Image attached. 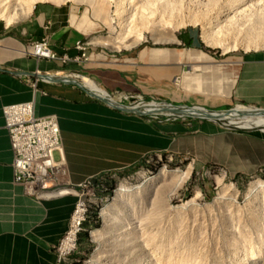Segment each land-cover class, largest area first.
<instances>
[{"label": "crops", "instance_id": "crops-1", "mask_svg": "<svg viewBox=\"0 0 264 264\" xmlns=\"http://www.w3.org/2000/svg\"><path fill=\"white\" fill-rule=\"evenodd\" d=\"M67 2L38 0L25 19L8 26L0 21V264H56L54 247L67 229L77 200L74 194L35 200L14 184L3 106L32 101L34 116L57 118L61 152L55 158H63L73 186L133 167L152 152L187 153L198 163L221 166L230 175H251L264 165L263 132L229 131L207 120L190 124L127 114L88 96L74 84L49 79L89 78L122 104L125 97L142 94L126 70L104 64L105 53L94 45L89 47L87 62L73 60L75 42L86 39L98 24L91 30L79 28L76 21L85 12L77 16V9ZM41 38L67 61L26 54L25 47ZM143 54L140 58L157 62L151 60L150 52ZM183 57L188 61L181 55L158 62L178 64ZM152 73L164 75L163 69ZM231 78L235 80L234 102L264 108V49L246 51Z\"/></svg>", "mask_w": 264, "mask_h": 264}, {"label": "bare ground", "instance_id": "bare-ground-1", "mask_svg": "<svg viewBox=\"0 0 264 264\" xmlns=\"http://www.w3.org/2000/svg\"><path fill=\"white\" fill-rule=\"evenodd\" d=\"M36 1L38 0H0V20L3 21L5 26H8L13 22L28 17ZM105 1L113 4L114 17L110 21L116 22L117 33L108 42L98 39H95V42L108 45L117 50L135 46L143 39L142 33L144 32H149L151 35L165 32L166 38L160 34L158 35L165 38L161 39V43L163 40L164 42H175V32L188 25L199 26L201 39L204 44L208 47L219 48L223 52L239 48L245 50H249V48L255 49L260 45L264 48V0ZM71 22H75L74 17ZM77 25L79 28L84 25L91 27L86 17ZM155 40H160V38ZM150 55L151 60H156L157 62L158 60H169L174 56L181 55L199 62L209 61L206 60L209 58L207 54L201 51L188 50L186 53H175L170 49L156 48L150 51ZM196 72H199V74H196ZM201 74V69L193 66L190 74L186 73L183 75L182 87L185 90L204 95L214 94L221 97H229L231 95L234 79L229 84L212 87L208 90L200 85V82H202ZM84 86L91 90L97 91L98 89L89 80L84 82ZM153 104H149L144 109L148 111L161 109L160 105ZM166 109L170 110L169 108ZM171 110H173L171 112L181 116H191L205 120H216L219 116L220 118H226L231 125L241 124L240 127L242 128L264 126V111L246 108L245 106H237L232 110L221 112L219 115L205 113L201 107H179ZM190 168L191 166L185 170L161 168L153 175L137 174L133 178V184L130 181L121 183L115 190L113 203L103 211L104 223L102 228L91 233L92 240L98 244L93 254L94 258H98L97 253L99 250L101 251V248L107 246L118 250V258H120L119 254H121L122 258H125L126 255L125 257L123 255L127 251V243L134 241L133 239L136 241L138 239L136 250L141 251L131 253L133 258L129 264H184L182 257H178L177 253L173 255L171 249L164 251V253L162 250V254L159 253L157 251L159 246L156 241L160 242L161 237H153H158L160 233L163 234L164 230H166V225H161L160 219L168 221L178 218L184 220L188 216L198 215L199 212L205 209L211 211L208 213L211 219L215 218V220H212L214 224L211 223L212 228H210L211 224L208 223L210 231L205 234L212 241L216 239L221 243L228 242L227 246L222 248V253L220 254L222 258L221 264H264V179H252L246 190L240 191L233 182L225 183L226 174L221 171L219 176L215 178L217 196L212 203L202 206L194 199H190L179 206L173 207L171 203L176 193L188 180ZM136 208L139 212L141 208H147L146 210L151 212L149 223L142 220L141 216H137L139 212ZM234 211L240 216L242 225L227 221L228 217L234 216ZM217 220L221 221L222 224L219 223L220 225H217ZM162 227L163 229L161 230ZM132 231L134 234H138L137 239L135 235L133 236ZM233 236L235 238L238 237V245H235L237 242ZM220 237H223V239H219ZM215 242L218 244L217 241ZM247 249L251 256L248 258L243 257V260L241 259L238 262L239 256L245 255ZM122 253L124 254L122 255ZM144 253L150 255V258L147 255L149 259H136L138 256L146 257ZM236 255L238 257L237 260L235 259ZM114 257L116 258L117 256ZM94 258L88 264H98ZM150 259L151 261H149ZM185 263L198 264L195 258L187 259Z\"/></svg>", "mask_w": 264, "mask_h": 264}, {"label": "rangeland", "instance_id": "rangeland-1", "mask_svg": "<svg viewBox=\"0 0 264 264\" xmlns=\"http://www.w3.org/2000/svg\"><path fill=\"white\" fill-rule=\"evenodd\" d=\"M69 1L70 2H67L66 5L75 7L77 9V16H81L85 12L81 19L76 21L80 23L83 21L84 17L87 18L88 23L89 25H91V27L84 25L83 27L85 29L83 30H91L94 27V24H98V27L93 30L86 37V39H84L85 41L89 42V47L94 45L97 51L102 50L107 57V60L104 64L106 66L126 70L125 72L128 74V76L141 89L142 94L137 98H129L128 101H125L126 105L133 106L136 104L156 103L161 105L167 104L172 106H196L204 107L206 109L225 107L223 109H219L222 111H227L229 109L236 108L237 106L254 108L252 106H247L245 104H237L236 102H234L233 90L229 97H221L214 94L204 95L201 93L185 90L182 87L183 76H181L184 71L190 74L192 67L196 66L199 67L202 71V82H200V85L206 87L208 90L212 87L229 84V82L233 80V78L229 79L230 76L237 73L243 54L246 51L254 50V48H249V50L239 48L235 50H230L228 52H223L219 48L208 47L204 44L203 40L201 39L200 27L188 25L184 28H180L175 32V42H164L163 40L161 43V39L166 38L165 32L159 33L165 38L158 36L159 34L151 35L149 32H144L142 33L143 39L139 41L135 46L117 50L108 45H103L99 42H95V39L108 42L117 33L116 22L110 21V19L112 20V18L114 17L112 11L114 10V7H112L113 4H110L105 0ZM157 38H160V40L156 41L155 39ZM130 39L132 38L130 37ZM156 48L170 49L172 51H179L181 53H186L188 50L195 52L201 51L207 54V57L209 58L206 60L209 61L199 62L190 59H187L188 61H186V58L183 57V59L180 60L183 63H153L152 61H148L147 59L140 58L141 52L142 54L143 52L149 53L152 49ZM255 49L264 48L260 45ZM158 69H163L164 75H158L157 73V75L155 76L152 73V70L155 71ZM216 70L217 72H215ZM196 74H199V72H196ZM87 80L89 79L83 78L82 81L78 82L84 84V82ZM95 86L99 88L98 85L95 84ZM113 97L119 98L118 96ZM197 97L202 98V100H196ZM191 99L195 100L193 103L189 104V100ZM151 117H153L155 120H161L166 122L184 121L190 124L194 123V121H201V119L195 117L170 116L164 115V113L151 115ZM211 123L229 131H259L264 133V126L253 127L251 129L246 130L242 129L240 127L241 124L239 123L234 125L228 124L227 121H224L223 123ZM190 166V176L183 185V187L179 190V192L176 193L175 198L171 203L173 207L179 206L190 199H194L202 206L205 204L212 203V201L217 196L215 178L219 176L221 171L225 172L226 174L225 183L233 182L240 191H245L252 179H264V165L259 166L251 175H230L221 166L211 165L207 163H198L195 157L187 153L178 154L168 152H152L150 154H147L143 156V158L140 159L139 163H137L133 167L123 169L117 173L109 174L107 176H104V178H100L95 181L91 180L89 184L86 185V187L77 190L79 193H82V197L84 198H82V200H84L86 204V218L81 226L82 230L80 234L82 232H87V241L79 244L78 238L80 234L78 235L76 251L72 254L71 257L73 258H70L68 264H88L89 261H93V254L98 244L94 240H92L91 233L97 229L102 228L104 223L103 211L106 207L113 203V200L115 198V190L119 187L121 183H123L124 181H130L133 184V178L139 173L153 175L154 173H156V171L160 170L161 168H165L167 170H174L178 168L185 170ZM146 209L141 208V211L139 212L136 208V210L139 212L137 216H141L142 220L149 223L152 214L149 210ZM210 212L211 211L203 209L201 212H197L198 215L196 214V216H188L184 220L178 218H173L168 221L160 219L161 225H166V230H164L163 234L160 233L158 237H153H161L160 242L162 243L156 241L157 245L159 246L157 248V251L162 254V250L164 253V251L171 249L173 255L177 253L178 257H182L184 264H187L185 263V260L191 258H195L198 264H221L222 258L220 254L222 253V248L227 246L228 242L225 241L224 243H221L216 239L212 241L205 234L210 231V228H212V224H214L212 220H215V218L212 217L213 219H211V217L209 216L208 213ZM93 213L94 217H92L91 215ZM233 213L234 216L228 217L227 221H232L235 224L240 223V225H242L241 218L238 213L236 211H234ZM224 219L226 220V218ZM86 222L87 224L84 225V223ZM208 223H212L210 225V228ZM216 223L217 225H220L219 223L222 224V222L219 220H217ZM162 229L163 227L161 228V230ZM134 235L137 239L138 234L133 233V236ZM233 238L237 242L238 237L235 238L233 236ZM219 239L222 240L223 237H220ZM246 239L248 238L246 237ZM133 240L134 241L127 243V247L130 251L126 247L127 251L124 252L125 254L122 253V255L124 254V257L126 255L125 258H122L121 254H119L120 258H118V250L107 246L101 248V251L99 250V252L97 253L98 258H94L95 261L98 264H116V262L117 264H123V262L124 264H129V262H131L133 258L131 253L141 251L136 250V243L138 242V239L137 241L135 239ZM215 241H217L218 244ZM238 244L239 243L237 242L235 245ZM132 247L134 248V250ZM245 252L247 253H245V255H240L239 258L236 255L235 259L237 260L238 258L237 261L240 262L243 257L248 258L251 256L248 249ZM144 254L146 257L138 256L136 259L143 260L144 258H150V255H148L147 253ZM147 255L149 258H147ZM108 256L111 257V260ZM113 256L117 257L113 258ZM216 257L217 259H215ZM107 260L109 261L107 262ZM149 261H151V259Z\"/></svg>", "mask_w": 264, "mask_h": 264}, {"label": "built area", "instance_id": "built-area-1", "mask_svg": "<svg viewBox=\"0 0 264 264\" xmlns=\"http://www.w3.org/2000/svg\"><path fill=\"white\" fill-rule=\"evenodd\" d=\"M89 45L84 39L75 42V62H87L90 59ZM25 53L39 59L67 61L66 56H58L50 49L46 38L30 42L25 47ZM32 86L35 87V84ZM96 92L109 97L99 88ZM124 100L128 101L129 98L125 97ZM33 109L32 101L2 107L4 126L13 154V182L35 200L59 194H74L77 197L67 229L54 247L56 264H68L76 251L77 238L87 211L82 193L77 190L86 187L90 180L78 186L72 185L63 158H55V153L61 152L57 118L53 115L36 117Z\"/></svg>", "mask_w": 264, "mask_h": 264}, {"label": "water", "instance_id": "water-1", "mask_svg": "<svg viewBox=\"0 0 264 264\" xmlns=\"http://www.w3.org/2000/svg\"><path fill=\"white\" fill-rule=\"evenodd\" d=\"M49 79L51 80H60V81H64V82H69L71 84H74L76 86H78L81 90H83L88 96L96 99V100H99L101 101L102 103L106 104L107 106L115 109V110H118L120 112H123V113H127V114H135V115H155V114H163L164 115H170V116H179L181 117L180 114H177L175 112H171L173 110V108H179V107H187V108H193V107H196V106H186V105H183V106H172V105H167V104H156L154 103L153 105H160L161 109H157V110H145L144 108L149 106V104L151 103H145V104H136V105H133V106H129V105H126V104H122V103H119V102H116L114 100H112L110 97H107L105 96L104 94H101L99 92H96L94 90H91L87 87H85L83 84H81L80 82H78L77 80H75L74 78H64V77H55V76H51L49 77ZM164 108V109H163ZM166 108H169L170 110L166 109ZM203 108L204 112L205 113H210L211 115H219L221 112H224L222 110H215V109H206L204 107H201ZM234 109V108H232ZM232 109H229V110H232ZM254 110H260V111H264V108H258V107H254L252 108ZM166 110V111H165ZM228 111V110H227ZM191 117V116H189ZM217 117V116H215ZM197 118V117H195ZM198 119H201V120H205L203 118H198ZM207 121H211V122H217V123H220V122H224V121H227L228 124H229V121L226 119V118H220L219 116L216 118V120H207ZM242 128V127H241ZM242 129H251V128H242Z\"/></svg>", "mask_w": 264, "mask_h": 264}, {"label": "trees", "instance_id": "trees-1", "mask_svg": "<svg viewBox=\"0 0 264 264\" xmlns=\"http://www.w3.org/2000/svg\"><path fill=\"white\" fill-rule=\"evenodd\" d=\"M194 100H195V99H191V100H189V104H190V103H193ZM196 100L201 101L202 98L197 97ZM223 108H225V107H222V108H213V109H215V110H219V109H223ZM91 215H92V217H94V213L91 214ZM89 220H90V218H89ZM88 222H89V221H88ZM86 224H87V222L84 223V225H86ZM78 241H79V244H81L82 242H86V241H87V232H82V233L79 235Z\"/></svg>", "mask_w": 264, "mask_h": 264}]
</instances>
